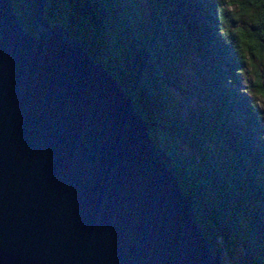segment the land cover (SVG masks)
<instances>
[{
    "label": "water",
    "instance_id": "obj_1",
    "mask_svg": "<svg viewBox=\"0 0 264 264\" xmlns=\"http://www.w3.org/2000/svg\"><path fill=\"white\" fill-rule=\"evenodd\" d=\"M0 0V264H223L119 83Z\"/></svg>",
    "mask_w": 264,
    "mask_h": 264
},
{
    "label": "trees",
    "instance_id": "obj_2",
    "mask_svg": "<svg viewBox=\"0 0 264 264\" xmlns=\"http://www.w3.org/2000/svg\"><path fill=\"white\" fill-rule=\"evenodd\" d=\"M42 1L47 22L78 40L130 98L182 194L193 197L194 219L210 251L221 258L223 250L226 264H237L235 250L240 264H264L262 115L228 87L241 63L240 43L258 54L264 46V0L238 2L242 12L256 10L255 36L246 41L242 33L222 32L230 19L223 0H148L146 18L137 0ZM12 9L33 34V0H12ZM190 55L207 60L208 75L200 79L208 97L183 115L171 87Z\"/></svg>",
    "mask_w": 264,
    "mask_h": 264
},
{
    "label": "rangeland",
    "instance_id": "obj_3",
    "mask_svg": "<svg viewBox=\"0 0 264 264\" xmlns=\"http://www.w3.org/2000/svg\"><path fill=\"white\" fill-rule=\"evenodd\" d=\"M241 0H223V9L229 14V21L222 25V32L230 37L237 38L240 33L243 34L244 41L248 37L255 36L254 14L255 8L249 7L242 12L238 9V2ZM141 7L143 18L147 17L148 0H137ZM258 43H262L257 38ZM237 43H239L236 40ZM246 43V42H245ZM242 55L239 69L233 73V82H229L228 87L233 88L237 95L246 97L254 103L262 115V126L264 127V46L260 54L256 53L251 46L240 43ZM222 69V68H221ZM208 71L207 60L205 57L190 55L179 63L177 68V77L173 81L171 91L175 97L176 103L181 109L183 115L187 111L195 109L201 105L208 97L207 81L202 78ZM202 75V76H201ZM228 80L227 78H225ZM223 84H227L224 83ZM231 85V86H230ZM262 147L264 150V137L262 138ZM184 153L190 155V149L184 148ZM222 248V247H221ZM221 250V260L226 264L225 254ZM235 262L240 264L241 253L235 250Z\"/></svg>",
    "mask_w": 264,
    "mask_h": 264
}]
</instances>
